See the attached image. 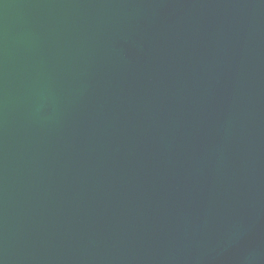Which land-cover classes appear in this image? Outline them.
<instances>
[{
  "label": "water",
  "instance_id": "95a60500",
  "mask_svg": "<svg viewBox=\"0 0 264 264\" xmlns=\"http://www.w3.org/2000/svg\"><path fill=\"white\" fill-rule=\"evenodd\" d=\"M0 264H264V0H0Z\"/></svg>",
  "mask_w": 264,
  "mask_h": 264
}]
</instances>
